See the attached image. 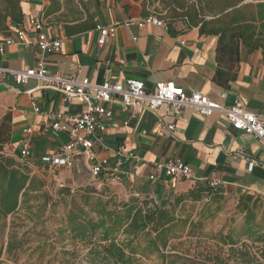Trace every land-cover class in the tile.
I'll use <instances>...</instances> for the list:
<instances>
[{
  "label": "crops",
  "instance_id": "0c3cea01",
  "mask_svg": "<svg viewBox=\"0 0 264 264\" xmlns=\"http://www.w3.org/2000/svg\"><path fill=\"white\" fill-rule=\"evenodd\" d=\"M61 3L60 10L48 17L43 12L51 0H22L21 3L25 18L43 16L45 33L63 43L60 54L46 59L51 72H59L63 77L79 74L95 84H102L106 78L117 83L139 80L148 92H155L158 84L174 83L187 93H200L221 106H231L240 97L249 111L264 115L261 52L248 54L242 50L237 79L225 87L215 80L216 37L201 36L198 28L185 29L173 36L166 26L139 27L145 16L142 6L132 0H82L69 7L64 0ZM84 25H96V28L84 31ZM107 26H116L115 37L100 46L98 27ZM12 34V29L1 32L0 43ZM33 42L7 47L0 54V68L21 71L35 68L39 49ZM33 102L45 112L63 116L81 115L86 105L65 104L61 94L40 89L36 80L18 85L13 77L0 75V122L8 113L12 117L11 141L6 151L23 160L24 131L31 128L32 155L27 160L30 168L57 174L66 167L50 171L43 158L66 144L69 134L68 131L58 135L45 133V118L34 112ZM109 108L114 115L105 120L106 149L97 147L95 156L115 162L121 150L139 157L138 170L135 159L125 160L122 165L121 183L130 193L164 200L174 193H185L198 184L206 186V182L216 180L221 182L220 188L226 196L250 194L264 198V144L255 136L235 129L225 116L213 113L205 117L198 110L186 108L173 120L166 107L155 113H137L119 104H111ZM172 125L174 129L170 130ZM175 159L185 161L196 179L172 182L160 174L157 180H150L151 163ZM79 163L89 168L81 156L73 166Z\"/></svg>",
  "mask_w": 264,
  "mask_h": 264
},
{
  "label": "trees",
  "instance_id": "16d2710c",
  "mask_svg": "<svg viewBox=\"0 0 264 264\" xmlns=\"http://www.w3.org/2000/svg\"><path fill=\"white\" fill-rule=\"evenodd\" d=\"M0 2L3 5L0 8L1 33L20 24L25 19V15L21 7L22 0H0ZM71 2L64 0L66 5ZM61 6V0H51L43 15L48 17L58 12ZM177 8L183 12L177 14L172 23L157 18L164 22L173 36L185 29L198 28L201 36L218 38L216 50L218 66L215 80L219 84L228 87L230 82L236 81L242 50H246L248 54L261 52L264 63V2L197 0L189 7L178 3ZM142 11L145 17L152 15L148 13L145 2ZM207 17L212 19L207 20ZM179 27L181 30H178ZM90 28H96V25L82 27L84 31ZM11 123L12 117L9 113L0 122V226L9 216L14 215L23 203L30 200V192L35 190V179L31 175L29 162L20 160L5 149L11 141ZM140 197L151 198L148 195H135L130 201L112 208L109 207V202L98 199L92 209L97 215L96 220H90L89 213L75 205L67 216V230L75 239L82 242L100 233V245L96 249V254L102 264H138V255H152L165 251L175 237L179 224H186L169 209L172 202L167 199H160V205L150 208L148 199L140 202L138 199ZM207 197H211L212 201L220 205L225 198V192L220 187L208 188L198 184L185 193L177 194L175 201L177 205H181L186 201L200 202ZM258 201L259 197L250 194L240 195L238 208L245 214L244 228L239 235L235 236L232 232L223 236L224 245H237L241 237L264 243V233L259 231L256 224ZM221 210V206H218L216 212ZM211 217L212 214L208 216ZM119 235L126 237L124 241L118 242ZM143 237H145L144 246L141 241ZM260 252V259L264 261V250ZM242 257L247 258L244 261L246 264L259 261L257 258H252L249 253L242 254ZM189 263L202 264L199 261H189ZM167 264H180V262L170 257ZM215 264L226 263L216 258Z\"/></svg>",
  "mask_w": 264,
  "mask_h": 264
},
{
  "label": "rangeland",
  "instance_id": "374dc122",
  "mask_svg": "<svg viewBox=\"0 0 264 264\" xmlns=\"http://www.w3.org/2000/svg\"><path fill=\"white\" fill-rule=\"evenodd\" d=\"M71 1L68 7L71 4L76 6L82 0ZM196 1L140 0L138 3L142 6L145 2L148 13L172 23L177 14L183 12L177 8L178 3L189 7ZM68 9L74 10L73 7ZM206 19L211 20L212 17ZM31 170L35 190L30 192V200L0 226V264H102L96 254L100 233L86 242L75 239L67 230L68 213L78 205L89 213L90 220H96L97 215L92 209L98 199L109 202L112 208L130 201L135 195L122 183L94 177L89 168L80 163L57 174ZM175 196L177 194L174 193L167 198L172 202L169 209L186 224H179L175 237L165 251L138 255V264H167L170 257L180 264H190L189 261L215 264L216 258L226 264H246L244 261L247 258L244 259L242 254L248 253L252 258L259 259L258 263L253 264H264L260 259L264 243L247 237H241L234 246L222 243L223 236L232 232L235 236L239 235L244 228L245 214L238 208L240 196L225 195L220 205L212 201L211 197L200 202L186 201L177 205ZM151 198L138 199L140 202L148 199L150 208L161 204L160 199ZM218 206L222 210L216 212ZM210 214L212 217L208 218ZM256 218L259 231L264 233V198L259 197ZM125 238L119 235L118 242ZM144 240L145 237L141 239L142 242Z\"/></svg>",
  "mask_w": 264,
  "mask_h": 264
},
{
  "label": "built area",
  "instance_id": "2783aa9c",
  "mask_svg": "<svg viewBox=\"0 0 264 264\" xmlns=\"http://www.w3.org/2000/svg\"><path fill=\"white\" fill-rule=\"evenodd\" d=\"M249 3L264 2V0H247ZM44 17L25 18L20 24L13 26V34L0 43V54L13 45H28L32 41L39 49L36 67L27 71L0 68V75L11 76L18 85H26L30 80H36L40 89H50L63 96L65 104L79 102L86 105V110L78 116H63L60 113L43 111L33 102L34 112L45 118V133L58 135L68 131L69 141L61 146L57 152L43 158V162L53 171L57 168H70L76 158L86 159L91 174L96 177H105L118 183L122 182V165L125 160L135 159V168L139 169L140 159L133 153L118 151L117 160L96 159L95 149H106L104 134L105 120L114 115L109 108L111 104H119L133 109L137 113L151 112L166 107L168 115L177 120L184 109L198 110L202 116L218 113L226 117L228 122L237 130L255 136L264 144V115L256 114L247 109L242 98L237 97L231 106H221L209 100L206 96L197 93H187L174 83H161L156 86L155 92H148L143 82L134 79L117 83L106 78L102 84H95L88 78H81L79 74L63 77L59 72H51L46 59L62 52L63 43L59 39L50 38L44 31ZM152 24L165 26L156 16L144 17L139 27ZM100 38L98 44L105 46L116 34V26L98 27ZM108 73H111L108 70ZM33 91H30L32 93ZM174 126L170 127L173 130ZM26 137L22 142L21 158L30 160L32 144L31 128L24 131ZM153 174L151 181L158 179L160 174L172 181L195 180L192 168L183 160L175 159L168 162H154L150 164ZM221 182L212 180L206 182L208 188H218Z\"/></svg>",
  "mask_w": 264,
  "mask_h": 264
}]
</instances>
